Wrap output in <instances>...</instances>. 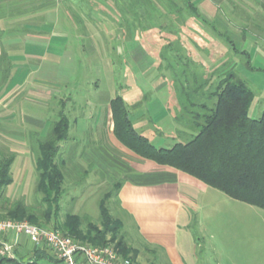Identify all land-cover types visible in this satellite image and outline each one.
Listing matches in <instances>:
<instances>
[{
	"label": "rangeland",
	"instance_id": "1",
	"mask_svg": "<svg viewBox=\"0 0 264 264\" xmlns=\"http://www.w3.org/2000/svg\"><path fill=\"white\" fill-rule=\"evenodd\" d=\"M230 67L253 92L248 115L258 119L264 0H0V155L14 157L0 205L21 201L36 215L46 211L36 191L37 143L64 117L68 132L55 159L63 161V181L51 204L58 212L41 223L57 228L72 214L102 230L103 202L116 236L137 252L129 260L168 264L119 208L120 181H104L103 167L118 170L113 159L125 158L121 149L130 152L108 133L109 103L120 97L127 112H135L144 99L156 107V98L170 96L173 111L156 118L163 136H152L154 127L140 110L143 134L155 146L185 144L196 131L180 133L181 122L203 124ZM162 82L168 86L158 87ZM209 193L211 200L197 203L190 223L199 264H264V210ZM114 239L107 234L108 245H117Z\"/></svg>",
	"mask_w": 264,
	"mask_h": 264
},
{
	"label": "trees",
	"instance_id": "2",
	"mask_svg": "<svg viewBox=\"0 0 264 264\" xmlns=\"http://www.w3.org/2000/svg\"><path fill=\"white\" fill-rule=\"evenodd\" d=\"M246 65L252 69L249 61ZM214 96L216 102L211 114L200 125L198 133L185 144L177 143L171 148L155 147L134 130L120 97L113 98L109 103L112 135L124 148L144 160L174 168L232 200L264 210V106L258 119L249 117L254 94L231 67L223 73ZM67 132L68 121L61 117L52 126L45 141L37 143L38 153L34 161L36 191L43 196L42 201L47 204L46 211L36 215L21 201L4 203L0 205V220H26L31 225L45 227L41 222L48 223L50 216L57 215L58 209L52 210L51 204L57 202L60 193L63 161L56 163L55 159L59 143L66 138ZM13 161V155H0V197L3 189L12 182L10 168ZM119 187L120 183L116 193ZM99 208L102 230L97 229L87 218L72 214H66L62 224L52 230L75 242L101 247L108 246L106 236L112 234L117 240L114 249L120 258L129 260V254L137 256L136 251H132L122 238L117 237L115 228L110 227V218L105 215L103 202ZM3 262L10 261L0 258V264ZM12 263L18 264L17 261Z\"/></svg>",
	"mask_w": 264,
	"mask_h": 264
},
{
	"label": "crops",
	"instance_id": "3",
	"mask_svg": "<svg viewBox=\"0 0 264 264\" xmlns=\"http://www.w3.org/2000/svg\"><path fill=\"white\" fill-rule=\"evenodd\" d=\"M57 1L75 0H55V2ZM150 86L153 87V84ZM165 86L168 85L162 82L158 87ZM155 100L157 101L156 107H150V103L144 99L140 106L136 107L138 110L135 112L128 110L134 130L148 140L149 137L143 134L147 128L141 124L144 123L141 121L143 114L138 111L146 112L145 117L148 116L149 127H154L152 136L155 132L159 136L164 134L157 128L156 118L164 119L173 111L171 106L174 99L170 96L164 94L162 100L157 98ZM180 126L183 130L180 131L182 134L185 130L196 131V134L200 130L199 125L195 127L188 121L181 122ZM108 133L112 137L113 144L117 145L118 143L112 135V124ZM161 145L165 144L154 146L165 148ZM170 147L168 146V148ZM121 150L125 158L121 161L115 159L112 161L113 164L119 165L118 170L114 165L103 167L104 181L108 183L120 181L116 200L121 211L133 223L138 236L150 247L155 248L158 253L164 255L168 264H199L198 245L190 229V223L192 213L197 211V203L211 200L212 193H209V190L214 189L174 168L157 165L125 149ZM3 238L6 241L14 242L15 248L12 259L0 257L10 261L2 264H13L14 261H17L18 264L27 262L30 264L33 262L57 264L46 245L38 246L24 235L7 234Z\"/></svg>",
	"mask_w": 264,
	"mask_h": 264
},
{
	"label": "built area",
	"instance_id": "4",
	"mask_svg": "<svg viewBox=\"0 0 264 264\" xmlns=\"http://www.w3.org/2000/svg\"><path fill=\"white\" fill-rule=\"evenodd\" d=\"M7 234L24 235L38 246L46 245L57 264H135L120 258L110 245L100 247L81 244L56 230L10 219L0 220V257L6 259L13 258L15 248L14 242L3 238Z\"/></svg>",
	"mask_w": 264,
	"mask_h": 264
}]
</instances>
